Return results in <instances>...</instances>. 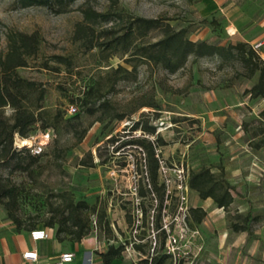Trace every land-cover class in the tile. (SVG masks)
<instances>
[{"label": "rangeland", "instance_id": "374dc122", "mask_svg": "<svg viewBox=\"0 0 264 264\" xmlns=\"http://www.w3.org/2000/svg\"><path fill=\"white\" fill-rule=\"evenodd\" d=\"M119 4L137 17L169 20L176 30L186 29L193 42L249 45L264 37V0H119ZM93 5L105 11L109 1ZM77 7L56 15L42 7L20 8L16 0H0V54L8 52L10 34L38 33L43 39L39 54L17 72L40 85L45 109L62 112L64 120L78 118L72 124L79 134L92 124L81 142L72 129L64 130V124L59 133L48 128L53 138L38 162L33 163L25 152L0 165V183L19 189L14 203L2 198L0 190L4 231H17L3 205L8 202L28 231L68 218L70 204L83 202L96 207V212L76 214L89 227L85 239L96 244L91 250L95 263L110 246H123L120 259L125 264H141L151 254L157 264H264V97L253 99L249 94L258 75L248 78L238 60L206 56L191 57L175 74L161 65L139 63L135 75L119 80L114 73L118 66L132 69L125 63L128 56L100 63L97 50L86 52L81 43L72 41L76 24L83 20ZM161 38L162 32L153 31L146 41ZM53 56L71 58V73ZM43 64L60 71L44 69ZM89 86L95 88L92 104L97 111L91 116L80 108L77 115H70V107L77 105L73 100ZM11 114L7 109L6 115ZM100 117L105 118L98 122ZM151 128L154 133L145 131ZM42 131L38 128L29 135L34 139H26L35 145ZM139 138L145 140V147L124 146ZM150 146L158 163L159 186H165L161 211L150 187ZM92 160L94 167L82 165ZM18 161L26 171L14 169ZM221 166L235 189L234 202L218 216L215 208L211 221L219 229L213 237L248 235L262 243L261 254L248 250L221 259L205 245L203 226L209 225V216L199 224L190 215V209L205 206L189 186L191 172L207 167L219 176ZM249 215L251 221L246 219ZM234 225L246 226L248 231L236 234ZM160 228L166 230L165 239ZM66 238L64 243L71 246L70 235ZM131 246H140L142 250L136 252L144 257L129 256Z\"/></svg>", "mask_w": 264, "mask_h": 264}, {"label": "trees", "instance_id": "16d2710c", "mask_svg": "<svg viewBox=\"0 0 264 264\" xmlns=\"http://www.w3.org/2000/svg\"><path fill=\"white\" fill-rule=\"evenodd\" d=\"M100 0H16L20 8L42 7L50 13L61 15L73 11L78 5L77 11L82 14L83 20L77 23L73 32L72 41L81 43L86 52L97 50V56L100 63L108 64L114 56H128L126 64H130L132 69L127 70L118 66L114 73L119 76V80L129 79L137 72L139 63H148L161 65L164 70L170 74H175L184 69L191 57L203 58L219 56L227 61L238 60L248 72V78L258 75V81L250 90L251 98L257 99L264 97V64L259 55H257L251 44H236L229 46L213 45L206 41L193 42L187 36L186 29L176 30L166 19H149L137 17L128 13L119 4V0H108L109 5L105 11H99L94 7V3ZM153 31L162 32V38L156 42H147V37ZM43 39L38 33L31 35L24 33H15L8 36V52L0 54V165L13 160L15 156L27 153V158L33 163L39 161L41 155H33L28 148L15 147L18 139H32L34 135L29 136L38 128L47 132L48 128H53L56 133L64 128L65 131L72 129L75 137L81 142L92 124L82 132L77 131V126L73 121L78 118L64 120L62 112H51L43 106L44 91L35 81L25 79L19 75L17 69L28 67V60L35 58L40 52V46ZM53 60L64 65L69 73L73 70L71 58L63 56H53ZM138 63V64H137ZM42 68L59 72L57 67H51L43 64ZM94 86H89L84 90L80 97L75 100L78 112L80 108L87 110L89 115H94L97 111L92 104ZM75 106V105H73ZM101 109L105 106L100 104ZM7 109L12 111L10 116L6 115ZM78 112L74 115H77ZM105 117H100L97 121L101 122ZM61 124L64 127L61 129ZM80 125V124H79ZM39 126V127H38ZM139 127L137 123L132 127L136 131ZM52 130V131H53ZM147 132L154 133V129H147ZM115 141V140H113ZM144 139H134L124 143L145 147ZM119 148H115L117 152ZM147 160L150 165V187L152 193L159 200V208L164 204L165 186H159L158 183V163L155 158V150L152 146L147 150ZM83 166L94 167L93 160L90 163H83ZM15 170L26 171L27 168L18 161L14 166ZM212 168H203L198 172H191L189 176V186L199 194L202 200L211 198L217 208H229L234 202L232 191L234 187L224 178L225 168L218 167L219 176L211 172ZM161 189L163 191L161 193ZM1 197L9 201H16L19 197V189L15 186L4 187L0 183ZM141 197H146L144 190L139 191ZM8 213V217L16 225L17 232L26 230L22 227L20 219L14 214L11 203L3 204ZM70 216L63 220L49 221L46 223L47 228L56 231V239L60 243L67 241L66 235H70V241L80 243L89 235L88 225H83L76 214L80 211L96 212V207H89L86 203L70 204ZM191 217L201 223L206 217V212L201 208L190 209ZM249 215L247 221H251ZM45 227V226H43ZM38 228L34 226L33 229ZM32 229V230H33ZM236 233L247 231L246 226L234 225ZM160 230V229H159ZM31 231V230H30ZM164 239L166 232L162 230ZM136 249L142 250L140 246ZM125 248L123 246H110L106 253L100 254L103 264H112L113 261L122 257ZM141 264H157V259L148 257L141 260Z\"/></svg>", "mask_w": 264, "mask_h": 264}, {"label": "crops", "instance_id": "0c3cea01", "mask_svg": "<svg viewBox=\"0 0 264 264\" xmlns=\"http://www.w3.org/2000/svg\"><path fill=\"white\" fill-rule=\"evenodd\" d=\"M203 202L205 203L204 209H206L209 214L206 216H209L210 225L209 226L204 222L205 225L203 226V235L205 237V245L208 250L211 248V253L214 252L215 255L221 259H223V257H228L229 255L232 256L233 254H242L243 251L248 253V250H250V253L253 255L254 253L258 254V252L259 254L262 253V243L258 239H251L248 235H223V237H213V235H215V230L219 229L218 226H215V224L211 221L214 217L213 213L215 212V208H217V206L211 198L203 200ZM216 210H218V214L215 215H221L220 213L223 209L221 210L217 208ZM4 228L5 226L0 223V264H35L25 261L22 257L24 252L30 250H36L39 253L40 264L59 258L64 253L74 254L75 257L72 264H103L102 260L95 263V254L91 252V250H93L96 246L93 239H83L80 243L72 242L71 246H67L66 243H60L56 239V230L51 229L50 238L48 240L33 242L30 238V231L23 230L21 232H6L4 231ZM247 231L240 232L245 233ZM112 264L125 263L119 258L113 261Z\"/></svg>", "mask_w": 264, "mask_h": 264}, {"label": "built area", "instance_id": "2783aa9c", "mask_svg": "<svg viewBox=\"0 0 264 264\" xmlns=\"http://www.w3.org/2000/svg\"><path fill=\"white\" fill-rule=\"evenodd\" d=\"M251 47H252L253 51L257 55H259V57L261 58V60L263 61V64H264V37L261 38V40L256 41L255 43H252ZM77 112H78V108L76 106H71L70 109L68 110V113L70 115H74ZM52 138H53V132H50V131L43 132V133H41L39 142L35 143V145H29L28 148L31 150V153L33 155H41L45 151L46 147L49 145ZM33 139H34V137H33ZM18 141H20V140L18 139ZM15 147L20 148V145H18L17 141L15 143ZM162 168H163V166H162ZM180 175L185 177L184 176V170L180 171ZM50 230L51 229L47 228V227H38V228L30 231V238L33 242L46 241L50 238ZM162 230H164L166 232L165 229L160 228V231H162ZM195 233L197 235H200V232L198 230H196ZM166 237H167V234H166ZM172 241H174V243L176 242L175 239H173ZM153 251H154V248H153ZM127 253L131 257H133V255L144 257V256H142L141 253L136 252V249H134L132 246L130 249H127ZM22 257L27 262L40 264V256L36 250L26 251L23 253ZM74 257L75 256L72 253H64L59 258H56V259H54L50 262L44 263V264H72L74 262ZM150 257H153V254H151V256H149V258ZM144 258L148 259V256L144 257ZM140 260L141 259H139V261Z\"/></svg>", "mask_w": 264, "mask_h": 264}, {"label": "bare ground", "instance_id": "6f19581e", "mask_svg": "<svg viewBox=\"0 0 264 264\" xmlns=\"http://www.w3.org/2000/svg\"><path fill=\"white\" fill-rule=\"evenodd\" d=\"M29 145H31L30 140L23 139V140L20 141V148H25V147H27Z\"/></svg>", "mask_w": 264, "mask_h": 264}]
</instances>
